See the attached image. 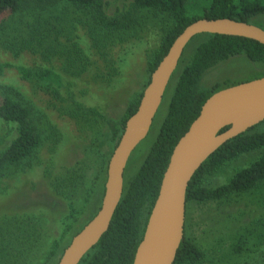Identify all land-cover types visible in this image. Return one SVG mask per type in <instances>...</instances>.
<instances>
[{
  "label": "trees",
  "instance_id": "trees-1",
  "mask_svg": "<svg viewBox=\"0 0 264 264\" xmlns=\"http://www.w3.org/2000/svg\"><path fill=\"white\" fill-rule=\"evenodd\" d=\"M190 3V0H132L129 10L108 15L104 10V0H0V16L8 14V20L0 22V50L8 51L15 58L23 55V64L0 59V119L17 124L16 137L0 151V174L6 165H19L38 152L44 143L40 123L44 119L52 122L38 107L42 100L36 97L34 89L27 92L23 84L7 83L10 81L7 75L13 74L15 67L23 81L44 87L49 90L50 97L54 96V100L69 104L64 107L65 114L68 115L67 119H73L77 124L83 140L94 138L85 158L51 177L53 188L61 196L71 199L73 193L78 191L91 194L100 182L102 198L110 156L121 138L126 121L137 111L144 92L142 89L130 98L120 119L115 120L107 114V101L115 94V89L120 91L125 85L128 70L133 65L132 58L142 54L141 47L131 44L115 57L111 55L112 44L122 33L136 26L139 13L149 9L157 14L167 13L172 19L160 45L147 60L149 77L145 87L173 41L193 21L203 17H228L253 23L254 17L264 14V0H211L201 15L187 13ZM257 24L264 28L261 23ZM8 26L16 28L17 37L23 43L19 48L13 42L12 32L5 30ZM10 35L11 40L8 39ZM204 36L206 39L197 45L177 79L166 115L148 154L134 175L126 178L125 171L123 196L109 229L79 264H133L173 149L199 115L202 105L222 88L264 76V71H257L245 80L205 87L203 78L206 72L232 56L243 54L252 62L264 64V45L242 36L207 33ZM57 45H62L61 51L52 49ZM24 53L35 56L27 61ZM52 54L60 56L61 66L52 65ZM141 54L136 60L139 61ZM181 61L182 58L179 64ZM106 65L110 66V74H98L97 71ZM74 84L78 87L75 89L77 92L70 88ZM93 87L96 92L101 89L105 95L96 94ZM77 95L79 97L76 99ZM258 125L225 142L203 162L189 182L186 206L191 201H221L227 204L234 194L247 193L264 184V131L255 130ZM55 132L58 142L64 138L62 129L61 137L57 129ZM102 136L108 138L112 145L109 152L101 156L96 180L91 182L87 171L92 159L97 156V150L105 143ZM75 137L71 135V138ZM69 146L67 144L63 148L60 145V153ZM254 150L263 152L248 166L236 171L227 183L218 186L207 184L210 176ZM29 167L33 169L34 164ZM97 211L98 208L94 215ZM22 217L21 220L17 219L16 226H21L23 232V237H20L23 264H57L72 238L84 227L82 225L79 230L71 232L66 245L62 247L61 243L72 228L71 223L54 237L49 233L48 219L43 214L26 213ZM50 237L53 239L51 242L48 240ZM47 241L52 246L50 250L46 248ZM206 256V250L184 234L174 264H201Z\"/></svg>",
  "mask_w": 264,
  "mask_h": 264
},
{
  "label": "rangeland",
  "instance_id": "rangeland-1",
  "mask_svg": "<svg viewBox=\"0 0 264 264\" xmlns=\"http://www.w3.org/2000/svg\"><path fill=\"white\" fill-rule=\"evenodd\" d=\"M190 1L191 3L187 6V13L192 15H201L204 7L211 3V0ZM131 3L132 0H104V10L108 15H114L129 10ZM7 18L8 14L0 16V22L5 19L8 20ZM170 21L172 19L167 13L157 14L153 10H142L138 15L136 26L122 33L117 41L112 44L111 55H115V57L131 44L142 48L139 61L136 58L140 54L135 55L131 60L133 68H129V76L122 90L117 91L119 89H115V94L107 101V114L115 120L120 119L124 114L130 98L145 89L149 77L147 60L166 35L170 28ZM253 21L254 24L261 23L264 25V14L254 17ZM5 30L12 32L13 42L19 48L23 43L17 37L16 28L13 29L8 26ZM63 31L65 32V30ZM11 35L9 40L12 39ZM205 39L204 34L197 35L186 46L182 61L166 89L162 105L154 118L151 130L131 158L126 170V178L135 174L148 154L166 115L177 79L185 64L190 61L197 45ZM53 47V50H62V45ZM5 51L0 50L2 61L8 59L16 64H23V55L15 58L8 51L7 53ZM24 54L27 61L35 56L31 53ZM51 57L52 65L61 66V60L58 59L59 55L52 54ZM130 64L131 62H129ZM56 69L58 70V68ZM257 71H264V64L252 62L243 54L232 56L229 60L211 67L204 75L203 85L209 88L227 81L245 80ZM12 72L13 74L7 75L10 79L7 83L23 84V88L27 92L34 89L37 93L36 97L42 100L38 107L48 115L52 122L44 119L40 123L43 128L44 143L38 152L19 165H6L0 174V264H23V244L20 239L23 237V232L21 226H16L17 219H23V214L32 213L46 216L49 233L54 237L60 235L66 225L71 223L72 228L61 243L63 247L66 245V239L70 238V233L79 230L94 215L96 209L99 210L103 198V196L101 198L100 182L91 194L87 195L86 192L78 191L73 193L71 199L61 196L53 188L51 177L64 172L66 166L74 165L78 160L85 158L86 154L90 152L89 148L94 138L87 137L83 140L80 137L77 124L73 119H67L68 115L65 114L64 107L69 106V104L65 103L64 105L62 101L54 100V96L50 97L49 90L46 88H39V85H34V88L30 84L31 82L23 81L15 67ZM100 72L104 75L110 74V66L106 65L101 71H97L98 74ZM87 74L89 73L87 72ZM70 88L75 92L78 91L75 90L78 88L76 84ZM94 88L93 91L96 94L105 95L101 89L96 92ZM78 97L77 95L76 99ZM55 129L58 130L60 137L62 136L61 129L65 133L64 138L59 142L55 138ZM255 130L264 131V122L260 123ZM70 134L76 137L71 138ZM16 135L17 124L0 119V151H3ZM104 139L105 143L97 150V156L91 161L92 165H88L87 176L91 182L96 180L97 165L101 156L107 154L112 145L108 138L105 137ZM67 144L71 146L67 147L65 152L60 153V145L64 148ZM262 152V150H254L242 155L238 160L228 163L220 172L210 176L207 184L218 186L227 183L236 171L248 166ZM31 164H34L33 169L29 167ZM263 193L264 184L258 189L247 191V193L234 194V198L232 197L227 204H222L221 201H191L188 203L186 206L185 235L192 237L206 250L207 256L201 264H264ZM48 240L51 242L53 239L50 237ZM46 244L47 250H50L51 244L48 241ZM55 259L56 256L53 257L54 261Z\"/></svg>",
  "mask_w": 264,
  "mask_h": 264
},
{
  "label": "water",
  "instance_id": "water-1",
  "mask_svg": "<svg viewBox=\"0 0 264 264\" xmlns=\"http://www.w3.org/2000/svg\"><path fill=\"white\" fill-rule=\"evenodd\" d=\"M206 33L247 37L264 45V28L251 22L203 17L186 26L152 72L137 111L126 121L108 162L99 210L75 234L57 264H79L109 229L123 196L130 157L148 136L186 46ZM263 121L264 76L222 88L205 101L173 149L133 264H174L185 234L186 192L193 175L221 145Z\"/></svg>",
  "mask_w": 264,
  "mask_h": 264
}]
</instances>
